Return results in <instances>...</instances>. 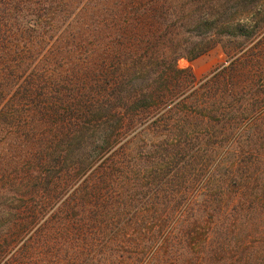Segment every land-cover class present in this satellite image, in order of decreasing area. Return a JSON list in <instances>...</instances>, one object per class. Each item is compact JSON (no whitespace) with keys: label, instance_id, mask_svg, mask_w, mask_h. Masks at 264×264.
<instances>
[{"label":"trees","instance_id":"obj_1","mask_svg":"<svg viewBox=\"0 0 264 264\" xmlns=\"http://www.w3.org/2000/svg\"><path fill=\"white\" fill-rule=\"evenodd\" d=\"M262 1L250 2L256 3L252 6L262 12L263 7L256 6ZM207 17L196 24L197 31L211 24ZM260 25L255 22L248 31L241 27L240 35L252 37L258 33ZM100 27L98 21L89 40V51L101 56L104 48ZM137 31L135 29V35L139 34ZM101 62H98L100 66ZM17 69L8 74L10 82L5 86L8 92L0 88V264L42 262L43 251L35 246L45 245L50 253L57 245L66 244L68 239L61 237L62 234L53 237L40 233L38 228L47 222V214L60 211L70 214L69 218L76 214L67 222L71 230L75 227L80 230L76 235H84V227L100 234L110 226H115L110 231L114 234L123 218L121 214H129L125 219L128 223L145 227V221L155 218L152 212L159 206L166 209L165 202L182 197L186 204L190 203L189 199L186 201L191 194L190 187H179L182 184L196 182L203 193L202 201L207 202L210 187H219L220 181L224 185L228 181L238 189L239 195L248 190L247 177L255 181L259 172L264 174L263 113L255 120L248 119V142L251 143L248 151L230 152V146L239 140L240 133L231 132V128L227 136L216 132V125L222 122L218 118L230 111V103L216 100L215 91L224 95L232 93V97L236 94L234 83L221 74L194 86L193 75L166 64L156 72L155 86L148 89L137 86V80H143V76L136 75L128 84L130 90L124 96L118 93V98L125 101L117 105L102 95L103 84L108 81L106 75L110 74L94 69L93 78L69 74L60 79L59 74L55 78L54 73L47 70L20 73ZM231 71L233 69L227 70ZM69 81H74L73 89L65 85ZM178 81H182L184 87L169 86L173 83L176 86ZM263 85L262 82L261 88L257 87L258 92H254L262 101ZM189 97L196 99L188 102ZM261 106L264 111V104ZM153 135L159 138L152 139ZM135 140L141 142L137 151L130 147ZM222 145L227 150L217 157L216 149ZM218 168H224L225 172L218 173ZM155 175L161 176L158 183L164 182L158 189L154 186L148 189ZM140 179L146 191L137 194L130 190L121 199L117 186L128 187L129 182L134 185ZM213 181L218 184L213 185ZM250 192L257 199L252 187ZM114 197L119 200L114 201ZM133 199L138 203L133 204ZM39 214L41 216L36 218ZM151 216L154 218L150 219ZM42 217L44 220L40 223ZM34 223L38 224L36 229L23 239V233L30 232ZM189 234L193 240L194 234ZM152 238L153 234H149L145 241L150 244ZM160 238L158 246L162 245L164 235ZM60 251H64L66 258H73L67 246Z\"/></svg>","mask_w":264,"mask_h":264},{"label":"rangeland","instance_id":"obj_2","mask_svg":"<svg viewBox=\"0 0 264 264\" xmlns=\"http://www.w3.org/2000/svg\"><path fill=\"white\" fill-rule=\"evenodd\" d=\"M250 1L0 0V88L8 92L5 87L10 82L8 74L17 68L20 73L32 69L51 71L55 78L59 74L60 79L69 74L92 77L95 69L98 73L110 74L103 84V98L122 105L125 98L119 99V94L130 90L128 84L136 75L143 76V80H137V86L140 84V89H148L154 84L156 72L166 64L193 75L194 86L221 74L234 83L236 94L232 97V93L224 95L215 91L216 100L230 103V111L218 118L222 122L216 125V132L227 136L231 128V132L240 133L239 140L230 146V152L248 151L251 144L248 142V119L255 120L260 113L264 114L261 106L264 99H257L254 93L258 92L257 87L261 88L262 82L264 84V10L259 12L252 6L256 3ZM256 6L264 9V1ZM206 13L210 15L207 17ZM202 17L212 22L197 31L195 26ZM98 21L104 48L101 56L89 51V40ZM255 22L261 24L257 34L240 35L239 28L248 31ZM135 29L139 34L135 35ZM228 69L233 71L227 72ZM65 85L73 89L74 81L65 82ZM173 85L169 86L184 87L182 81ZM61 94L64 96L65 91ZM194 99L196 97H189L188 102ZM231 117L232 122L228 120ZM249 124L251 130L252 124ZM261 127H264V120ZM157 138V135L152 137ZM140 145L141 142L135 140L130 147L137 151ZM225 150L223 145L217 148L216 156L225 154ZM230 156L233 160L231 153ZM218 171L225 172L224 168ZM153 178L148 189L153 186L158 189L164 182L158 183L159 175ZM227 182L224 185L220 181L219 187H210L207 202L202 201L203 193L196 182L182 184L179 187H190V198L186 199L190 203L186 204L182 197L165 202V210L159 206L151 213L155 218L149 217L154 218L153 221H145L148 227L128 223L125 219L129 214H121L123 218L114 234L110 231L115 226H110L100 234L84 227V235H76L80 230L67 226L76 214L70 218V214L60 211L47 214V222L38 228L40 233L53 237L62 234L61 237L68 241L64 246L57 245L50 253L45 245L35 246L43 251L45 258L34 264H264V174L259 172L255 181L247 177L248 190L244 194L238 195V189ZM213 183L218 184L217 181ZM132 185L129 182L128 187L117 186L121 199L130 190L137 194L146 191L141 179ZM223 187L225 190L221 191ZM250 187L256 191L257 199L254 193L251 195ZM116 200L119 198L114 197ZM135 203L138 201L133 199ZM78 215L92 217L95 214ZM39 216L41 214L36 218ZM43 220L44 217L40 223ZM37 225L32 224L30 232L23 233V239L31 235ZM86 231L89 232L86 234ZM189 233L194 234L193 240ZM149 234H153L150 244L145 241ZM162 234L164 240L158 246ZM49 240L52 239L49 237ZM65 246L72 259L60 251ZM118 255L123 257L118 258Z\"/></svg>","mask_w":264,"mask_h":264}]
</instances>
